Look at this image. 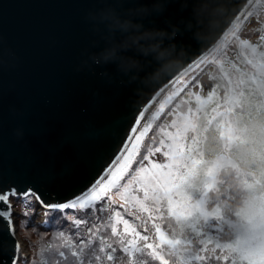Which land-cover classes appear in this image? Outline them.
<instances>
[{"label": "water", "instance_id": "1", "mask_svg": "<svg viewBox=\"0 0 264 264\" xmlns=\"http://www.w3.org/2000/svg\"><path fill=\"white\" fill-rule=\"evenodd\" d=\"M253 1L0 0L4 185H32L46 203L80 194ZM129 34L138 48L122 51ZM12 242L0 219V255Z\"/></svg>", "mask_w": 264, "mask_h": 264}, {"label": "trees", "instance_id": "2", "mask_svg": "<svg viewBox=\"0 0 264 264\" xmlns=\"http://www.w3.org/2000/svg\"><path fill=\"white\" fill-rule=\"evenodd\" d=\"M254 7L221 42L229 37L228 41H235L232 50L222 51L223 61L209 60V53L201 61L208 60L202 69L163 113L152 111L150 125L145 121L148 130L137 137L139 142L136 140L132 148L138 152L136 160L141 159L149 145L151 148L159 142L160 136L154 132L166 116L173 111H196L195 126L185 140L176 189L179 199L194 201V213L177 216L167 210L159 215L152 202L147 209L135 202L123 203L110 194L100 202L105 204L104 213L93 215L88 209L73 215L68 209L66 218L60 212H48V227L31 228L34 240L29 264H78L80 259L83 264H110L106 253L99 251L101 246L107 253L116 249L115 264H128L130 259L133 264H243L249 255L263 249L259 238L264 228L256 217L264 218V26L256 43L241 34ZM233 73L239 77V86L231 82ZM224 152L230 162L221 166L215 187L210 188L214 162ZM201 195L205 197L202 201ZM75 219H87L88 224L77 229ZM124 221H128L127 226ZM160 234L180 244L171 248L161 241ZM89 237L93 238L92 247H85L82 256H73V251L80 250L81 239ZM148 244L153 247L149 249ZM123 247L130 249L131 257L122 252ZM137 248L142 251H135ZM152 252L158 258L154 259ZM197 255L204 259H190Z\"/></svg>", "mask_w": 264, "mask_h": 264}, {"label": "rangeland", "instance_id": "3", "mask_svg": "<svg viewBox=\"0 0 264 264\" xmlns=\"http://www.w3.org/2000/svg\"><path fill=\"white\" fill-rule=\"evenodd\" d=\"M255 6V10L253 11V16L244 24V28L242 29V37L245 39H250L253 43L258 42L260 36H262V29L261 26H264V0H254L251 6L247 9V11L243 14L241 19L246 15V13ZM259 7V8H258ZM258 8V9H256ZM251 11V12H252ZM249 16V15H248ZM247 16V17H248ZM238 21V23L241 21ZM235 24L236 26L238 25ZM234 26V27H236ZM233 27V28H234ZM232 28V29H233ZM231 29V30H232ZM231 30L229 32H231ZM264 30V28H263ZM234 33V32H233ZM227 36V35H226ZM231 37H229L226 42L220 44L221 47L218 49V53H214L213 49L209 53L210 57L209 60H215L217 63L223 61V55L226 50H232L234 48L235 41H228ZM208 53V54H209ZM207 54V55H208ZM206 55V56H207ZM204 56L201 60H199L195 65L189 68L186 72H184L181 76H179L159 97L156 104L153 106L152 110H155L157 115H161L164 109L168 106L169 103L175 98V96L185 87V85L202 69L204 64L201 61L206 57ZM205 83L207 82L206 78H204ZM231 82L233 85L239 86V77L237 74L233 73L231 76ZM154 114V113H152ZM146 116L144 117L143 121L137 128V132L135 133L136 137L140 134V131L148 128L145 127ZM165 123L168 124L166 127ZM196 123V111L194 109H188L186 113L176 112L173 111L171 115L166 116L164 118V124L159 125L155 130V134L160 136L159 142L154 146L151 147L149 145L146 152L143 154V157L147 156L148 158L145 160L143 157L141 159H137V153L135 154L132 148L134 147V143L136 140H132L131 144L128 148V151L124 154L125 158L127 159L129 156L132 158V162L128 169H125L124 177L117 182V186L114 188L109 189L105 194H110L114 197L120 198V201L126 204L136 203L143 208H150V203L154 204V207L157 209L158 214L161 215L164 211H170V200L175 202L177 200H181L178 197L177 190L173 189L171 192H165L163 188L153 185L149 182L148 177L153 176V174H160V173H171L172 178L176 179L179 177V174L183 168V160H184V149L186 146L185 140L187 134L192 131V128L195 126ZM136 160V161H135ZM230 162V159L227 155V152H224L220 155L214 162L212 168V177L214 178V182L211 184L215 187V184L218 180V174L221 166ZM123 163V161H122ZM152 165H157L158 167L152 168ZM143 167L144 169L148 170L147 175L145 173H140V176L137 177V180H141L142 182L138 183L135 180H132V177L136 176L137 171L139 168ZM132 180L131 183L129 181ZM147 184V187L144 185ZM201 201L205 198L203 195L200 196ZM182 201V200H181ZM12 203H15L13 207L18 219V227H17V235L21 242L24 244V248L26 250V254L20 255V260H24V257H27V264L30 263L31 260V246L30 243L34 240L31 228L40 225H28L29 218L30 220H41L42 216H44L45 209L36 207L34 217L31 216L28 218L27 222L25 219L18 214L22 210V205L17 201L12 200ZM187 204L190 208V211L185 215H192L194 213L195 203L194 201H187ZM171 214L176 215L174 212L170 211ZM48 213V212H47ZM15 218V219H16ZM34 226V227H33ZM30 228V230H28ZM45 228V227H41ZM164 235V234H163ZM165 236V235H164ZM166 237V236H165ZM262 235L259 238V242L262 244L264 249V241H262ZM167 238V237H166ZM21 252V250H20Z\"/></svg>", "mask_w": 264, "mask_h": 264}, {"label": "snow or ice", "instance_id": "4", "mask_svg": "<svg viewBox=\"0 0 264 264\" xmlns=\"http://www.w3.org/2000/svg\"><path fill=\"white\" fill-rule=\"evenodd\" d=\"M140 118L142 117L140 116L138 120ZM137 128L138 121L137 124L134 125L132 129H130L127 143L124 144L123 150L115 156L111 166L107 167L89 187H87L80 194L75 195L70 201H66L64 203H46L41 192L36 187L29 184H25L23 186L17 184L5 186L2 182L4 179L3 175H0V205L4 206L0 207V219H3L7 222V232L13 240L10 253L6 256L0 255V264H19L20 261L19 244L15 241L16 230L13 221V199H15L22 205V210L18 215L23 217L25 219V222H27L28 218L35 213L36 205L44 208L46 213L54 211L60 212L66 218L68 217V213H66L65 210L68 209L73 210V215H75V213L78 211L88 209H91L93 215H95L97 211H99L100 213H104L106 211L105 204L100 202L104 201V194L109 189L117 186V182L121 180L126 174L125 169H128L130 167L132 158L131 156H129L126 159L124 154L128 151L129 143H131L132 140H137V137L135 135V133L137 132ZM144 132H146L145 129L140 131V136H143ZM138 142L139 141L137 140V143ZM147 158V156L143 157V159L145 160ZM156 167L158 166L152 165V168ZM147 171L148 170L144 169L143 167L139 168L136 176L132 177V180H135L138 183L142 182L141 180H137V177H139L140 173L142 172L147 175ZM132 180H130L129 183H131ZM148 180L151 184L163 188L165 192H171L173 191V189H177L178 184L180 183L179 178L173 179L171 173L165 174L163 172L158 175L154 173L153 176L148 177ZM144 186L147 187V184H145ZM98 203L100 204L99 208H97ZM170 205V211L174 212L177 216L185 215L190 211L186 199L182 201L177 200L175 202L170 200ZM73 223L76 228L79 229L82 224L87 226L88 221L87 219H75ZM124 224L125 226H127L128 221H124ZM89 231L91 232L92 229H89ZM115 231L116 230L113 228L112 232L114 235ZM77 235L80 236L81 233L77 232ZM143 239L146 240L147 237H143ZM160 239L161 241L168 243L171 248H175L180 244L179 240H168L163 234H160ZM92 244V237H89L88 239L82 238L80 241V250L73 251L72 255L77 257L82 256L83 249L85 247L91 248ZM108 247H111V245H109ZM147 247L151 249L153 246L151 244H148ZM121 250L131 257L132 252H130V249L128 247H123ZM99 251L101 253H106V259L108 262H110V264H115V248H112L111 253H107L106 248L101 246ZM135 251H142V249L137 248L135 249ZM61 255H63V253ZM151 255L154 259L158 258L156 257L155 252H152ZM95 259L99 261L100 257L97 256L95 257ZM190 259L203 260L204 257L197 255ZM78 264H83V260H78ZM89 264H91V262H89ZM128 264H133V261L130 259ZM140 264H144V262H140ZM164 264H167V262H164ZM243 264H264V249L253 252L248 256L246 260L243 261Z\"/></svg>", "mask_w": 264, "mask_h": 264}, {"label": "clouds", "instance_id": "5", "mask_svg": "<svg viewBox=\"0 0 264 264\" xmlns=\"http://www.w3.org/2000/svg\"><path fill=\"white\" fill-rule=\"evenodd\" d=\"M131 35L132 34H129L128 36H126L124 38V40L121 41L120 45H118V47L122 51H130V50L138 48V45H139L140 42L133 41V39L131 38ZM241 211H243V210H241ZM256 221H258L261 224V227L264 228V218L256 217ZM261 239H262V241H264V237H262Z\"/></svg>", "mask_w": 264, "mask_h": 264}, {"label": "bare ground", "instance_id": "6", "mask_svg": "<svg viewBox=\"0 0 264 264\" xmlns=\"http://www.w3.org/2000/svg\"><path fill=\"white\" fill-rule=\"evenodd\" d=\"M159 96H160V94L158 95V97L156 98V100H158V98H159ZM156 100L154 101V103L152 104V106L155 104V102H156ZM152 106L150 107V109L147 111V113L144 115V117L146 116V121H147V115L149 114V112H151L152 113ZM144 117L141 119V122L143 121V119H144ZM140 122V123H141ZM140 125V124H139ZM13 214H14V208H13ZM15 218L16 217H13V221H15ZM39 223H42V220H39ZM15 227H16V224H15ZM20 250H21V252H20ZM21 254H23V255H25L26 254V250H25V248H24V244L22 243V242H20V244H19V256L21 255Z\"/></svg>", "mask_w": 264, "mask_h": 264}]
</instances>
